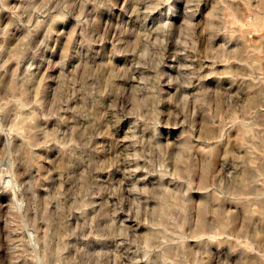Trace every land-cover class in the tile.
<instances>
[{"label": "rangeland", "instance_id": "374dc122", "mask_svg": "<svg viewBox=\"0 0 264 264\" xmlns=\"http://www.w3.org/2000/svg\"><path fill=\"white\" fill-rule=\"evenodd\" d=\"M0 264H264V0H0Z\"/></svg>", "mask_w": 264, "mask_h": 264}, {"label": "clouds", "instance_id": "9594fccd", "mask_svg": "<svg viewBox=\"0 0 264 264\" xmlns=\"http://www.w3.org/2000/svg\"><path fill=\"white\" fill-rule=\"evenodd\" d=\"M163 27H167V25H164ZM185 99H187V98H185ZM13 182H9V185L8 186H11V184H12ZM19 189H17V191H18ZM15 198V197H14ZM23 207V203H22V201H19V200H17L16 201V204H15V210L16 211H19L21 208ZM197 239H199V237H197ZM209 239H213V237H209Z\"/></svg>", "mask_w": 264, "mask_h": 264}]
</instances>
